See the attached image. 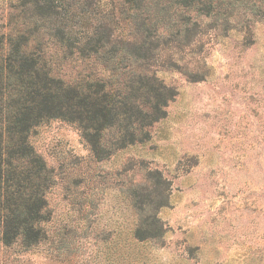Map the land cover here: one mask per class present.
<instances>
[{"label": "rangeland", "instance_id": "1", "mask_svg": "<svg viewBox=\"0 0 264 264\" xmlns=\"http://www.w3.org/2000/svg\"><path fill=\"white\" fill-rule=\"evenodd\" d=\"M23 1L0 0V37L32 27ZM40 1L60 13L66 3L84 9L92 25L113 18L126 34L135 30L120 0L101 8L99 0ZM210 1L231 16L205 20L190 46L160 54L156 76L175 96L147 141L97 161L74 124L51 120L31 131L53 175L47 238L27 251L0 242V264H264V0ZM58 22L39 36L53 74L73 78L87 69L61 62L43 35ZM132 189L163 205L158 237L133 238Z\"/></svg>", "mask_w": 264, "mask_h": 264}, {"label": "trees", "instance_id": "2", "mask_svg": "<svg viewBox=\"0 0 264 264\" xmlns=\"http://www.w3.org/2000/svg\"><path fill=\"white\" fill-rule=\"evenodd\" d=\"M120 1L134 33L126 34L113 18L92 25L84 9L71 12L69 3L60 13L50 2L25 0L21 7L32 8L23 9L22 20L32 27H15L0 37V242L5 247L18 244L27 251L47 238L43 226L50 220L46 196L53 175L30 144L31 131L51 120L74 124L97 161L147 141L175 96L156 76L160 54L190 46L205 20L231 16L221 15L210 0H154L155 8L150 0ZM56 21L60 26L52 24L43 35L54 41L61 62L77 61L87 69L73 78L53 74L52 55L39 36L46 22ZM129 193L137 215L133 238L158 237L156 212L163 205L152 193L146 200L136 189Z\"/></svg>", "mask_w": 264, "mask_h": 264}]
</instances>
